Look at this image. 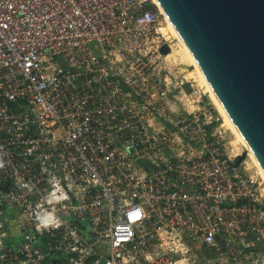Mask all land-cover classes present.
I'll return each instance as SVG.
<instances>
[{
	"label": "built area",
	"instance_id": "obj_1",
	"mask_svg": "<svg viewBox=\"0 0 264 264\" xmlns=\"http://www.w3.org/2000/svg\"><path fill=\"white\" fill-rule=\"evenodd\" d=\"M175 42L153 0H0V264H264L248 153Z\"/></svg>",
	"mask_w": 264,
	"mask_h": 264
},
{
	"label": "water",
	"instance_id": "obj_2",
	"mask_svg": "<svg viewBox=\"0 0 264 264\" xmlns=\"http://www.w3.org/2000/svg\"><path fill=\"white\" fill-rule=\"evenodd\" d=\"M157 1L264 171V0Z\"/></svg>",
	"mask_w": 264,
	"mask_h": 264
},
{
	"label": "bare ground",
	"instance_id": "obj_3",
	"mask_svg": "<svg viewBox=\"0 0 264 264\" xmlns=\"http://www.w3.org/2000/svg\"><path fill=\"white\" fill-rule=\"evenodd\" d=\"M154 3L162 10V12L164 13L163 9L161 8L160 4L158 3L157 0H153ZM165 14V13H164ZM169 21V28L174 36L175 39H177V41L181 44L182 49L184 51L185 56L188 58L191 66L194 67V71L197 72V74L199 75L202 83L204 84V86L206 87L208 93L210 94V97L212 99V101L214 102L215 106L217 107L218 111L220 112L225 125L229 127V129H231V131L235 134V136L237 137V139L243 144V146L245 147L246 151L248 152V157H250L253 162L255 163V165L257 166L262 178L264 179V171L262 170L261 166L259 165L258 161L256 160L255 156L253 155V153L251 152L250 148L248 147L247 143L245 142V140L243 139L242 135L240 134L239 130L237 129V127L234 125V123L232 122L231 118L229 117L228 113L226 112V110L224 109L222 103L220 102L219 98L217 97L216 93L214 92V90L212 89L211 85L209 84L208 80L206 79L204 73L202 72V70L200 69V67L198 66L196 60L194 59V57L192 56L191 52L189 51L188 47L186 46V44L184 43L183 39L181 38V36L179 35L178 31L176 30L175 26L173 25V23L170 21V19H168ZM176 50V49H175ZM174 50V55H175V51ZM176 54L178 55V52H176ZM176 56V55H175ZM177 57V56H176Z\"/></svg>",
	"mask_w": 264,
	"mask_h": 264
},
{
	"label": "rangeland",
	"instance_id": "obj_4",
	"mask_svg": "<svg viewBox=\"0 0 264 264\" xmlns=\"http://www.w3.org/2000/svg\"><path fill=\"white\" fill-rule=\"evenodd\" d=\"M175 44H176L175 45V49H176L175 51L178 52V55L176 54V52H175V55L178 57L179 62L191 66L188 58L184 54V51L182 49L181 44L177 41V39H176ZM192 69L194 70V67L193 66H192ZM195 73H196V78H197L198 84L200 86L204 87V89L207 91V89L204 86V84L202 83L199 75L197 74V72H195ZM207 93H208V91H207ZM208 97L210 98V101H211L213 107H215L216 110L218 111V109L215 106L214 102L212 101L209 93H208ZM218 113L220 114L219 111H218ZM220 116H221V114H220ZM227 128H228V131H229V133L231 135L232 148H235L236 149V152H241V150L244 147L243 144L237 139V137L235 136V134L231 131V129H229L228 126H227ZM245 159H246L247 164H248L249 173L252 174V175H254L257 178L258 182L260 183V189H261V192H262L261 201L264 204V179L262 178V176H261V174H260L257 166L253 162V160L250 157H248L247 155H246V158ZM8 215H9V213H8Z\"/></svg>",
	"mask_w": 264,
	"mask_h": 264
},
{
	"label": "crops",
	"instance_id": "obj_5",
	"mask_svg": "<svg viewBox=\"0 0 264 264\" xmlns=\"http://www.w3.org/2000/svg\"><path fill=\"white\" fill-rule=\"evenodd\" d=\"M13 227H14V226H13ZM9 241H14V242H16V243H17V240H16V239H14V238H12V237H11V238L9 237ZM16 243H15V244H16Z\"/></svg>",
	"mask_w": 264,
	"mask_h": 264
},
{
	"label": "trees",
	"instance_id": "obj_6",
	"mask_svg": "<svg viewBox=\"0 0 264 264\" xmlns=\"http://www.w3.org/2000/svg\"><path fill=\"white\" fill-rule=\"evenodd\" d=\"M214 109L216 110V108L214 107ZM216 112H217V110H216Z\"/></svg>",
	"mask_w": 264,
	"mask_h": 264
}]
</instances>
